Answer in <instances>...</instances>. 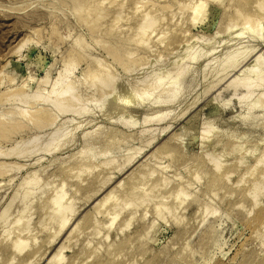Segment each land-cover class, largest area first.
Listing matches in <instances>:
<instances>
[{"label": "rangeland", "instance_id": "1", "mask_svg": "<svg viewBox=\"0 0 264 264\" xmlns=\"http://www.w3.org/2000/svg\"><path fill=\"white\" fill-rule=\"evenodd\" d=\"M200 1L0 0V264H264V109L229 86L264 0Z\"/></svg>", "mask_w": 264, "mask_h": 264}, {"label": "bare ground", "instance_id": "2", "mask_svg": "<svg viewBox=\"0 0 264 264\" xmlns=\"http://www.w3.org/2000/svg\"><path fill=\"white\" fill-rule=\"evenodd\" d=\"M259 2V1H258ZM144 4V3H143ZM146 4V3H145ZM257 4V3H256ZM142 5V4H141ZM203 5H204V1L202 0V1H200V2H197V4H195V5H193V7H192V13H193V16H192V21H195L197 18H198V16L199 15H201L200 14V12H201V10L205 7H203ZM206 5V4H205ZM260 5V4H259ZM259 5H257L258 6V8H259V10H261L262 9V11H264V4H262L261 3V5L259 6ZM256 5H255V7H257ZM261 8V9H260ZM157 14V13H156ZM203 14V13H202ZM147 16H148V14H146ZM146 15H145V17H146ZM239 16H241V15H239ZM246 18V17H245ZM147 18H145V20H146ZM150 21V20H149ZM254 23H256V19L254 20V19H251L250 17L248 18V19H246V23L244 22V26H243V29L244 30H252V32L254 33V34H257V32L256 31H254L256 28L254 27ZM140 27H143L142 25L140 26ZM144 28V27H143ZM146 28V27H145ZM250 28H253V29H250ZM139 29H141V28H139ZM258 29V28H257ZM143 31H144V29H143ZM143 31L141 30V33H143ZM145 31H146V29H145ZM241 33V31H239V32H236L235 34H236V37L237 36H239V34ZM143 34H145V32L143 33ZM253 35V34H252ZM252 37V36H251ZM194 41H196V40H194ZM194 41H192L191 42V44L192 43H194ZM186 45V44H185ZM189 46V45H188ZM189 47H191V46H189ZM188 47V48H189ZM186 49V48H185ZM253 50V49H252ZM249 51V52H247L245 55H243V56H241V58H240V60H238V64L237 65H234V66H231V67H229V68H231V69H235V68H237L240 64H242L245 60H247L248 59V62L243 66V68H244V71L246 72V73H248L249 74V76H257V78H254V77H250V78H247V80L245 81V82H240L239 80H237V78H234L230 83H229V86L230 87H234V88H239V87H241V89L242 88H244L243 90L245 91V94H243L242 96H240L241 98H239L238 100H240V102H243L244 100L245 101H247L248 99H250V97L251 96H255V97H258V100L256 99V100H252V102L250 103V104H248L249 105V109H248V111H250V110H263L264 109V74H262L261 73V71H262V68H264V53H261V54H257L256 56H253L252 58H250L252 55H253V51ZM207 52H209V51H207ZM205 54V53H204ZM146 57V56H145ZM200 58H202V56L201 57H198L197 58V60L198 59H200ZM250 58V59H249ZM196 59L194 58V61H195ZM243 65V64H242ZM241 68V67H240ZM242 69V68H241ZM179 71H181V70H179ZM231 71V70H230ZM178 71H176V73H175V77L172 79V81L170 82V84H169V87H170V90L169 91H171V93H173L174 92V87H172V86H175V85H177L178 84V77H177V74L179 73H177ZM229 72V71H228ZM226 73V74H229V73ZM225 74V75H226ZM260 75V76H259ZM227 76V75H226ZM62 78V77H61ZM95 78V75L93 76V78L92 79H94ZM180 78V77H179ZM61 81V80H60ZM164 81V79H159L158 80V82L157 83H159V87H160V85L162 84V82ZM102 84V83H101ZM54 86V85H53ZM55 87V86H54ZM73 90V85H72V83H68V84H65V86L63 87V89H61V90H54V88H52L51 89V91L48 93L49 95H48V97H52V98H47V100H46V102L47 103H49L50 105H51V107H53L56 111H58V112H66L67 110H68V108H65V106H63V104L64 103H68V104H71L72 102H73V95H72V93H71V91ZM58 91V92H57ZM146 93H147V91H144L142 94L140 93V95H142V96H134V95H132V93H131V91H127L125 94H124V96H123V99H122V103L121 104H119L118 105V107L116 108V106H115V108L113 109L114 111L115 110H125V107L126 106H133V104L137 101V99H141L140 97H144L145 95H146ZM111 94H114V93H111ZM173 94H175V96L174 97H176L177 96V94L176 93H173ZM110 95V94H109ZM108 95V96H109ZM115 95V94H114ZM139 95V94H138ZM37 97V96H36ZM47 97V96H46ZM159 97V96H158ZM115 98V97H114ZM51 99V100H50ZM236 99V98H235ZM42 101V100H41ZM241 105H243L242 103H240ZM126 105V106H125ZM242 107V106H241ZM41 108V107H40ZM46 108H48V107H45V108H41V109H39L37 112H36V116L38 115V116H40V118L42 119H44L45 117L44 116H46V117H48V115H49V112H52L51 110H49L48 111V109H46ZM247 108H248V106H247ZM77 112V111H76ZM75 112V113H76ZM255 112V111H254ZM74 113V114H75ZM41 114V115H40ZM33 117V116H32ZM52 117V116H51ZM45 120V119H44ZM5 121V120H4ZM18 121V120H17ZM16 121V122H17ZM29 121V120H28ZM15 122V123H16ZM34 122H35V120H33V124H34ZM3 123V122H2ZM14 123V124H15ZM19 123V122H18ZM18 123H16V124H18ZM12 124V123H11ZM20 124V123H19ZM29 124H30V122H29ZM41 124V123H40ZM78 124H79V122H78ZM23 125V124H22ZM19 126V125H18ZM41 126V125H40ZM78 125L75 123L74 125H72L70 128H69V130H67L66 131V133H65V135H64V137H67V136H69L71 133H72V131L73 130H75L76 129V127H77ZM0 127H2L1 125H0ZM11 127H13V126H11ZM16 127V126H15ZM28 127V126H27ZM14 128V127H13ZM24 129H26L25 127H23ZM6 129H7V127H6ZM16 130V129H15ZM28 130V129H27ZM56 134V133H55ZM54 134V135H55ZM0 136H2L1 135V133H0ZM58 146V144H56L55 142L54 143H51V144H49L48 146H47V148H46V151H52V150H54L56 147ZM215 168H218V166L217 167H215ZM230 173V170H226V173L224 172L223 173V175H225V176H227L228 174ZM143 174V173H142ZM139 176H140V174H139ZM137 181V180H136ZM139 181V180H138ZM163 181H165V180H163ZM156 187H157V185H156ZM153 188H155V187H153ZM137 189V188H136ZM139 189V188H138ZM59 191V190H58ZM57 191V192H58ZM56 192V193H57ZM25 196H27V194H25ZM108 196V195H107ZM105 197V198H102V199H100L98 202H97V205L96 206H101V205H104L105 203H106V201H107V199H108V197ZM133 196V195H132ZM60 203H61V201H60V199H59V197H57V195H56V197H54L53 198V206L55 207L54 208V212L55 213H57L58 211V209L60 208ZM113 216L114 217H116L117 215H116V213L114 214L113 213ZM112 219H114V218H112ZM16 221H18V220H16ZM67 218H64V220L62 219L61 220V222H60V228H63L65 225H66V223H67ZM25 245H26V243H24V241L23 242H21L20 240H18L17 242H15L14 243V250L16 251H19V250H21L22 248H24L25 247ZM65 247L64 246H62L60 249H59V251L61 252L63 249H64ZM55 261H61L60 260V258H59V252H58V254L56 255H54V256H52L51 258H50V262H55Z\"/></svg>", "mask_w": 264, "mask_h": 264}]
</instances>
